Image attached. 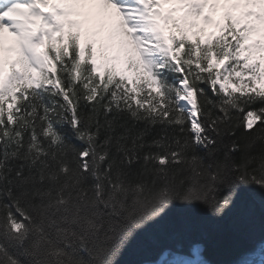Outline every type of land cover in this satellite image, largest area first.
Wrapping results in <instances>:
<instances>
[{"label":"snow or ice","instance_id":"obj_1","mask_svg":"<svg viewBox=\"0 0 264 264\" xmlns=\"http://www.w3.org/2000/svg\"><path fill=\"white\" fill-rule=\"evenodd\" d=\"M248 189L264 0H0V264H118L173 209L220 217Z\"/></svg>","mask_w":264,"mask_h":264},{"label":"trees","instance_id":"obj_2","mask_svg":"<svg viewBox=\"0 0 264 264\" xmlns=\"http://www.w3.org/2000/svg\"><path fill=\"white\" fill-rule=\"evenodd\" d=\"M264 241V193L241 192L234 206L220 217L203 208H175L149 233L132 242L117 258L118 264L156 262L165 250L190 253L199 245L210 264H234Z\"/></svg>","mask_w":264,"mask_h":264},{"label":"flooded vegetation","instance_id":"obj_3","mask_svg":"<svg viewBox=\"0 0 264 264\" xmlns=\"http://www.w3.org/2000/svg\"><path fill=\"white\" fill-rule=\"evenodd\" d=\"M262 244H264V241H263L262 243L256 245V246H258V248H257L255 251H257V250L260 248V246H261ZM255 251H254V252H255ZM245 258H247V256H246ZM207 263H208V262H207ZM208 264H210V263H208ZM234 264H236V262H235Z\"/></svg>","mask_w":264,"mask_h":264},{"label":"rangeland","instance_id":"obj_4","mask_svg":"<svg viewBox=\"0 0 264 264\" xmlns=\"http://www.w3.org/2000/svg\"><path fill=\"white\" fill-rule=\"evenodd\" d=\"M186 256H188L189 258H192L190 254H187ZM201 259H202V258H201ZM202 260H203V259H202ZM154 264H156V262H155Z\"/></svg>","mask_w":264,"mask_h":264}]
</instances>
